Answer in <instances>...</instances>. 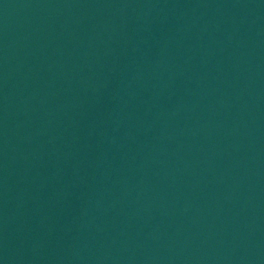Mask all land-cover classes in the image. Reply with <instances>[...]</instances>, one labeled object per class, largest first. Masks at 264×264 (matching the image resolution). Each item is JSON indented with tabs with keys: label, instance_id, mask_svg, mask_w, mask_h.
I'll use <instances>...</instances> for the list:
<instances>
[{
	"label": "water",
	"instance_id": "obj_1",
	"mask_svg": "<svg viewBox=\"0 0 264 264\" xmlns=\"http://www.w3.org/2000/svg\"><path fill=\"white\" fill-rule=\"evenodd\" d=\"M0 264H264V0H0Z\"/></svg>",
	"mask_w": 264,
	"mask_h": 264
}]
</instances>
